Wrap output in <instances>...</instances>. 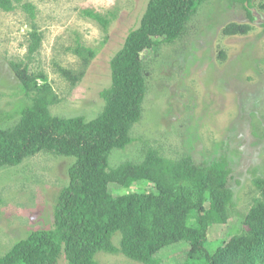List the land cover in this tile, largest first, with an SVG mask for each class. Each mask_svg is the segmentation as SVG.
I'll return each mask as SVG.
<instances>
[{"label":"rangeland","instance_id":"1","mask_svg":"<svg viewBox=\"0 0 264 264\" xmlns=\"http://www.w3.org/2000/svg\"><path fill=\"white\" fill-rule=\"evenodd\" d=\"M147 2L23 0L34 6L36 28L43 39L30 68L43 73L61 99L50 108L53 116L91 120L100 113L104 105L100 93L110 86V59L137 27ZM260 5L264 0L254 1L251 10L258 17L251 21L236 0H204L177 42L143 54L147 93L140 121L130 131L132 143L113 150L108 158L110 168H115L124 161H140L152 148L170 159L191 156L196 164L213 157L226 160L235 210L227 225L209 230L210 249L239 231L238 215L245 214L258 195L253 182L264 179V11L258 10ZM89 13L108 20L106 31ZM25 16L20 8L0 11V127L12 125L23 105L9 63L26 55L30 27ZM233 22L253 29L246 36H224L222 29ZM80 46L96 49L97 54L81 81L71 86L58 69L79 71L74 50ZM71 161L40 152L19 166L0 169V257L30 231L52 227L56 198L67 183ZM116 188L110 186L115 193ZM119 238L115 234L112 242L117 245ZM178 246L160 255L161 264H183L186 247ZM95 260L137 264L102 252ZM57 264H67L63 255Z\"/></svg>","mask_w":264,"mask_h":264},{"label":"trees","instance_id":"2","mask_svg":"<svg viewBox=\"0 0 264 264\" xmlns=\"http://www.w3.org/2000/svg\"><path fill=\"white\" fill-rule=\"evenodd\" d=\"M203 1L148 0L137 27L110 59V86L100 93V113L86 120L51 114L61 99L45 75L30 68L43 40L35 8L23 0H0V11L20 8L30 27L24 59L9 63L24 100L18 119L0 127V169L19 166L40 152L72 159L52 227L30 231L0 257V264H57L61 255L67 264H98L100 252L137 264H161L160 255L180 244L186 247L183 264H264V179L253 182L258 195L238 215L239 231L210 249L209 230L227 225L235 210L226 160L213 157L196 164L191 156L170 159L147 148L138 162L124 161L115 168L108 163L113 150L132 143L130 131L141 118L147 93L143 54L177 42ZM236 1L252 21L255 0ZM258 10L264 11V5ZM88 16L106 31V18ZM252 29L233 22L222 34L246 36ZM74 54L81 63L77 73L58 69L71 86L84 77L97 50L80 46ZM219 56L225 58L222 52Z\"/></svg>","mask_w":264,"mask_h":264},{"label":"water","instance_id":"3","mask_svg":"<svg viewBox=\"0 0 264 264\" xmlns=\"http://www.w3.org/2000/svg\"><path fill=\"white\" fill-rule=\"evenodd\" d=\"M252 14H253V17H254V18H257V17H258V15H256V14H255V11H253V10H252Z\"/></svg>","mask_w":264,"mask_h":264}]
</instances>
